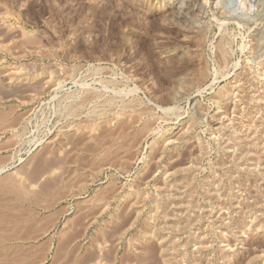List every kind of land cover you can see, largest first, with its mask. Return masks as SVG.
Returning <instances> with one entry per match:
<instances>
[{
	"label": "rangeland",
	"instance_id": "rangeland-1",
	"mask_svg": "<svg viewBox=\"0 0 264 264\" xmlns=\"http://www.w3.org/2000/svg\"><path fill=\"white\" fill-rule=\"evenodd\" d=\"M0 41L36 264H264V0H0ZM76 82L101 97L54 112ZM35 116L50 131L27 155L10 133Z\"/></svg>",
	"mask_w": 264,
	"mask_h": 264
},
{
	"label": "bare ground",
	"instance_id": "bare-ground-1",
	"mask_svg": "<svg viewBox=\"0 0 264 264\" xmlns=\"http://www.w3.org/2000/svg\"><path fill=\"white\" fill-rule=\"evenodd\" d=\"M1 42V41H0ZM8 46V45H7ZM224 46V45H223ZM223 46H221L222 48H221V54H222V57L224 58L225 57V54H226V50H228V49H226L225 50V48L223 47ZM220 49V48H219ZM228 52V51H227ZM219 55V54H218ZM228 55V54H227ZM221 60V59H220ZM202 72V71H201ZM177 74V73H176ZM204 75V74H203ZM203 75H201V78H202V76ZM176 77V76H175ZM200 77V76H199ZM25 80V79H24ZM218 80V78H216L215 79V82ZM214 82V83H215ZM180 83V82H179ZM213 83V84H214ZM77 84V82L75 83V85ZM1 85V84H0ZM83 85H85V84H81V86L79 85H76V86H78V88L79 87H81L82 89H79L77 92H75V94H73L72 95V93L70 94L71 95V97H67L66 95L64 96V97H66L67 98V100L68 99H71V100H73V98L74 99H81L80 101H79V103H73V104H71V102L68 104L67 102H66V100H65V102H66V104L65 105H63V102H62V100L61 101H59L57 104H56V100H55V98L57 99V97H55V98H53L52 100H51V103H52V105H53V107H52V109L54 110V112L55 111H65V112H67L66 113V115L68 114V116H66L67 118L68 117H70V116H79L80 114H81V110L83 109V108H86L85 106H87V104L88 103H93V102H95L96 100H98L101 96V94L99 93V91L98 90H96V91H93L92 89H88V88H84V86ZM57 86V85H56ZM212 86V85H211ZM29 88V87H28ZM84 88V89H83ZM57 89V91L58 92H60V91H62V89H63V87H62V85L61 84H58V88H56ZM2 90V89H1ZM55 92V91H54ZM121 92H123V91H121ZM120 92V94H122ZM127 92V91H126ZM130 92V93H129ZM138 92H140V88H135V89H132V91H128L125 95V97H127V96H130L131 94H132V96H133V94H138ZM100 94V95H99ZM130 94V95H129ZM16 95V94H15ZM67 95H68V93H67ZM57 96V95H56ZM5 97V96H4ZM63 97V98H64ZM118 97V96H117ZM124 97V98H125ZM135 97H136V95H135ZM65 98V99H66ZM137 98V97H136ZM119 99H120V96H119ZM121 99H122V97H121ZM116 100V99H115ZM124 100V99H123ZM135 100V99H134ZM138 100V99H137ZM64 101V100H63ZM112 101V100H111ZM118 101V105H119V100H117ZM125 101V100H124ZM149 101H151L150 99H149ZM74 102H75V100H74ZM110 102V101H109ZM114 102V101H113ZM112 102V103H113ZM140 102V101H139ZM108 103V102H107ZM125 103V102H124ZM129 103V102H128ZM130 103H131V101H130ZM134 102L132 101V104H133ZM141 103V102H140ZM139 103V104H140ZM150 103H152V101L150 102ZM115 104H117V102L115 103ZM127 104V103H126ZM138 104V105H139ZM141 104H143V103H141ZM140 104V105H141ZM108 105H109V103H108ZM125 105V104H124ZM131 104H129V106H130ZM136 105H137V103H136ZM154 106H156L158 109H161V110H163L165 113H169V112H172V111H175V109L174 108H168V109H164V108H162V107H160V106H157V105H155V104H153ZM97 106V105H96ZM95 106V107H96ZM110 106V105H109ZM126 106V105H125ZM43 107V106H42ZM58 107V108H57ZM98 107V106H97ZM113 107V106H112ZM115 107V106H114ZM120 108L122 107V104H121V106H119ZM138 107V106H137ZM140 107V106H139ZM1 108V107H0ZM5 108V107H4ZM94 108V107H93ZM102 108V107H101ZM105 108V107H104ZM116 108H118V107H116ZM127 108H128V106H127ZM58 109V110H57ZM96 109V108H95ZM98 109V108H97ZM124 109L126 110V107H124ZM1 110V109H0ZM43 110V109H42ZM41 110V111H42ZM87 110V109H86ZM105 110V109H104ZM121 110V109H120ZM123 110V109H122ZM124 110V111H125ZM177 110V109H176ZM98 111V110H97ZM2 112V111H1ZM5 112V111H4ZM65 112H63V113H65ZM83 112V111H82ZM96 112V111H95ZM122 112V111H121ZM26 113V112H25ZM62 113V114H63ZM94 113V112H93ZM103 113V112H102ZM124 113V112H123ZM133 113V112H132ZM134 113H135V111H134ZM137 113V112H136ZM126 114H128V113H126ZM140 115H141V113H139ZM146 114V113H145ZM10 113L8 114L7 112H5V113H0V132H3V131H5L7 128H8V131H9V125L10 124H15L16 123V120H18L17 118H15L14 119V117H10ZM64 115V114H63ZM106 115V114H105ZM125 115V114H124ZM132 115V114H131ZM143 115V114H142ZM141 115V116H142ZM12 116V115H11ZM41 116H42V112H41ZM137 116V115H136ZM139 116V115H138ZM144 116V115H143ZM80 117H81V115H80ZM41 119V118H40ZM46 119H48V118H46L45 117V120L43 119V125L44 124H48V122H49V120H46ZM75 119V118H74ZM140 119V118H139ZM138 119V120H139ZM27 120V121H26ZM26 120L25 121H23V125L21 126L22 127V132L21 131H19V128H18V130H13V131H11V135L14 137V136H16V138L18 137L19 139H20V141H19V139H17L18 140V144L20 143L21 145L20 146H22V144H24L23 143V140H25V138L28 140V142H27V146H28V149L26 150V153H24V154H27V155H30V154H32L33 153V151L34 150H36L37 148H39V147H41L43 144H44V141L46 140L45 138H46V135H47V133L50 131V130H48V131H46V132H43L42 131V133H41V131H40V124L41 123H39V125L38 124H33V123H35V121H39V119H38V116H35V117H32V118H26ZM51 120V119H50ZM42 121V120H41ZM71 121V120H70ZM20 122V121H19ZM132 122V121H131ZM18 123V122H17ZM13 124V125H14ZM19 124V123H18ZM49 124H50V122H49ZM48 124V125H49ZM145 124V123H144ZM13 125H12V127H13ZM47 125V126H48ZM130 125V124H129ZM15 126H17V125H15ZM87 126V125H86ZM89 126H91V125H89ZM149 126V125H148ZM46 127V126H45ZM123 127V126H122ZM144 127H146V126H144ZM144 127H142V128H144ZM150 127V126H149ZM149 127H146V129H148ZM14 128V127H13ZM17 128V127H16ZM34 128H36V129H34ZM74 128V127H73ZM10 129H11V127H10ZM42 129V128H41ZM44 130V129H43ZM149 130V129H148ZM151 130V129H150ZM149 130V131H150ZM117 131V130H116ZM122 131V130H121ZM147 131V130H146ZM152 131V130H151ZM117 132H119V131H117ZM144 131L142 130V132L141 133H143ZM148 132V131H147ZM120 133H122V134H120L119 135V137H118V135H117V137H116V139L118 138V140H122V142L124 143V141L126 140V142H127V140H128V138H129V136L130 137H133V136H131V133H130V131L129 132H127L126 130L125 131H123V132H120ZM134 133V132H133ZM149 133V132H148ZM146 134V133H145ZM6 135H8L6 132H3V133H1L0 134V143L1 144H3V145H6L5 147V149L3 148V150H7L9 147H7V144L8 143H10L9 145L11 146V145H13V143L14 142H12L11 143V141H9V140H4L5 138H6ZM51 135V134H50ZM142 135V134H141ZM111 136H112V134H111ZM110 136V137H111ZM138 136V135H137ZM136 136V137H137ZM143 137V136H142ZM109 138V137H108ZM139 137H137V139H138ZM11 139V138H10ZM141 139V138H140ZM237 139V138H236ZM117 140V141H118ZM124 140V141H123ZM130 140V139H129ZM132 140V139H131ZM128 141V146H127V148H129V149H132V147H131V145L129 144V142H131L133 145H135L134 144V141L132 140V141ZM114 141V140H113ZM117 141H114V142H117ZM36 143V146H35V148L33 147V145ZM97 143V142H96ZM113 143V142H112ZM115 144V143H114ZM138 144V143H137ZM3 145H1L0 146V152H1V150H2V147H3ZM8 145V146H9ZM25 145V144H24ZM100 145H101V143H100ZM115 145H117V144H115ZM121 145H122V143H121ZM125 145V144H124ZM132 145V146H133ZM16 146V145H15ZM108 146V145H107ZM110 146V145H109ZM118 146V145H117ZM111 147H114V145L113 146H111ZM120 147V146H119ZM13 148H14V146H13ZM20 148V147H19ZM97 148V147H96ZM99 148V147H98ZM123 148V147H122ZM134 148V147H133ZM136 148H137V146H136ZM10 149V148H9ZM9 149H8V151H9ZM113 149H115V147L113 148ZM124 149V148H123ZM135 149V148H134ZM98 150V149H97ZM110 150V149H109ZM121 150V149H120ZM125 150V149H124ZM136 150V149H135ZM113 151V150H112ZM115 151H116V149H115ZM133 151V150H132ZM14 152V151H13ZM109 151H107V153H108ZM118 152H119V150H118ZM121 152V151H120ZM128 152H129V150H128ZM127 152V153H128ZM131 152V151H130ZM6 153V152H5ZM97 153V152H96ZM122 153V152H121ZM8 154V153H7ZM7 154L5 155V156H7ZM22 154H23V149H20V150H17L16 149V151L10 156V154H8L9 156H10V160L8 161V158L9 157H4V156H2V157H4L5 159H4V161H2V157H0V160L2 161H0V264H36V263H42V261L44 260V259H41V254L43 253V247L41 246V244L40 245H38V244H36V242H38V240H36V242H35V240L34 239H36L34 236H33V234L35 235L38 231H39V227H38V224L36 223V222H38V220H37V218L39 217V216H36V212L34 211V210H32L31 208H28V207H24L22 204L24 203L23 201H24V199H25V202L26 201H28V202H30V200H31V193H33L32 191H28L27 192V190L24 188V187H22V186H26V185H19L18 184V182L20 181V179H21V177L20 176H18L17 175V177H19L20 179H18L19 181L18 182H16V180L15 179H13V178H11L12 177V175H11V171L13 170V169H15V168H17V167H19L20 165H22L23 163H24V161H25V159L23 158V156H22ZM111 154V153H110ZM118 154V153H117ZM116 154V155H117ZM131 154H133V153H131ZM120 155V154H119ZM99 156V155H98ZM116 157V156H115ZM2 158V159H1ZM108 158V157H107ZM112 158V157H111ZM7 159V160H6ZM119 159V158H118ZM97 162V161H96ZM103 162V161H102ZM95 163V162H94ZM120 164V163H119ZM85 166V165H84ZM23 169V168H22ZM21 169V170H22ZM90 169V168H89ZM97 169V168H96ZM20 171V170H19ZM18 171V172H19ZM94 171V170H93ZM96 171V170H95ZM94 171V172H95ZM97 172V171H96ZM14 173V172H13ZM28 173V172H27ZM27 173H25V174H27ZM17 174V173H16ZM11 175V176H10ZM15 175V174H14ZM20 175L22 176V173H20ZM24 175V174H23ZM30 175V174H29ZM29 175H28V177H29ZM33 175V174H32ZM31 175V176H32ZM46 174H44V176H45ZM96 175V174H95ZM35 176V175H34ZM64 176V175H63ZM16 178V177H15ZM23 178V177H22ZM24 178H26V175H25V177ZM35 178V177H34ZM44 178V177H43ZM33 179V178H32ZM31 179V180H32ZM78 179V178H77ZM82 179V178H81ZM80 179V180H81ZM85 179V178H84ZM25 180V179H24ZM28 180H30V178L28 179ZM41 180V179H40ZM33 181V180H32ZM34 181H39V180H34ZM75 181V180H74ZM74 181H72V182H74ZM88 181V180H87ZM23 181L21 180V183H22ZM29 182H31V181H29ZM43 182V181H42ZM71 182V181H70ZM20 183V184H21ZM45 183V182H44ZM79 183H81V181L79 182ZM25 184V183H24ZM33 184H34V182H33ZM81 184H83V183H81ZM35 185V184H34ZM38 185H39V183H38ZM44 185V184H43ZM59 185V184H58ZM74 185V184H73ZM78 185V184H77ZM29 186V185H28ZM66 186V185H65ZM30 187H31V185H30ZM43 187V186H42ZM51 187V186H50ZM53 187H54V185H53ZM52 187V188H53ZM73 187H75V186H73ZM81 187H82V185H81ZM32 188V187H31ZM44 188V187H43ZM66 188V187H65ZM77 188V187H76ZM30 189V188H29ZM79 189V188H78ZM78 189H76V190H78ZM10 190H12V191H10ZM31 190V189H30ZM55 190V189H54ZM58 190H60V189H58ZM57 191V190H56ZM58 192V191H57ZM137 192V191H136ZM10 193V194H9ZM43 192H40V194H42ZM60 193V192H59ZM35 194H37V193H35ZM44 194V193H43ZM50 194V193H49ZM48 194V195H49ZM53 194V193H52ZM54 194H57V193H55L54 192ZM61 194V193H60ZM59 194V195H60ZM13 195H15L17 198V200H20L21 202H22V206L20 205V209L18 210V207L16 206V205H14V203L12 204L11 202H10V197L11 196H13ZM33 195V194H32ZM47 196V195H46ZM53 197V198H52ZM52 197H50V198H52L53 199V201L54 200H56L55 198H57V196L55 195V196H52ZM14 198V197H13ZM37 198V197H36ZM62 198V197H61ZM16 199L14 200V202L16 201ZM34 199V198H33ZM69 199V198H68ZM138 199V198H137ZM59 200V199H58ZM57 200V201H58ZM11 201H13V200H11ZM35 201V200H34ZM38 201H39V199H38ZM37 201V202H38ZM17 202V201H16ZM36 202V201H35ZM35 202H33V203H35ZM40 202V201H39ZM18 203H19V201H18ZM27 203V202H26ZM41 203V202H40ZM39 203V204H40ZM44 203H46V202H44ZM43 202L41 203V204H44ZM50 203V202H49ZM48 203V204H49ZM47 204V203H46ZM46 204H44V205H46ZM47 204V205H48ZM53 204V203H52ZM37 205L38 204H36V207H37ZM44 205L42 206V207H44ZM51 205V204H50ZM35 207V206H34ZM41 207V206H40ZM46 208H51V207H46ZM45 207H44V209H46ZM43 209V208H42ZM39 210V209H38ZM22 213H20V212ZM43 211V210H42ZM45 211V210H44ZM38 213V212H37ZM39 214V213H38ZM163 214V213H162ZM60 216V215H59ZM63 216V215H62ZM58 219V218H57ZM37 224V225H36ZM47 225V224H46ZM180 226V225H179ZM45 229V228H44ZM162 231V230H161ZM45 232V231H44ZM161 233V232H160ZM38 234V233H37ZM36 234V235H37ZM40 235V234H39ZM42 235V234H41ZM32 237L34 238V239H32ZM38 238V237H37ZM32 241H34V243L32 242ZM48 246V245H47ZM46 249V248H45ZM47 251V250H46ZM46 255V254H45ZM44 257V256H43ZM45 258V257H44ZM171 259V258H170ZM40 260H42V261H40ZM40 261V262H39ZM169 262V261H168ZM173 262V261H172ZM179 264V263H178Z\"/></svg>",
	"mask_w": 264,
	"mask_h": 264
},
{
	"label": "crops",
	"instance_id": "crops-1",
	"mask_svg": "<svg viewBox=\"0 0 264 264\" xmlns=\"http://www.w3.org/2000/svg\"><path fill=\"white\" fill-rule=\"evenodd\" d=\"M15 118L18 119V117H15ZM1 143H2V142H1ZM1 143H0V146L3 145V144H1ZM8 145H9V144H7V147H9ZM5 146H6V145H3V147H2V150H1V152H0V157L4 156V157L6 158V156L2 153V151H6V150H3V148H4V149L6 148ZM1 155H2V156H1ZM4 157H2L3 159L1 158L2 161H4V159H5ZM0 161H1V160H0ZM2 161H1V162H2Z\"/></svg>",
	"mask_w": 264,
	"mask_h": 264
}]
</instances>
